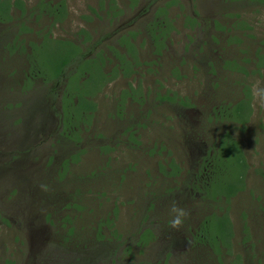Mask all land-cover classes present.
<instances>
[{
	"label": "rangeland",
	"instance_id": "obj_1",
	"mask_svg": "<svg viewBox=\"0 0 264 264\" xmlns=\"http://www.w3.org/2000/svg\"><path fill=\"white\" fill-rule=\"evenodd\" d=\"M22 1L30 10L41 3ZM115 1L66 0L63 21L47 13L39 19L29 15L26 24L33 31L26 34L17 27L19 10L13 21L0 22V264H264V65L258 67L264 1L174 0L168 9L174 29L160 57L146 23L172 0ZM187 16L199 24L187 26ZM138 29L141 63L125 74L131 57L120 42L128 39L118 42L116 36ZM17 34L27 49L29 40L35 42V59L43 64L57 62L62 39L85 41L82 47L101 39L83 84L88 92L101 83L92 79L99 75L92 63L100 67L106 54L103 72L111 78L123 62L124 70L91 97L97 108L78 145L60 135V97L48 98L40 78L33 87L23 82L28 61L11 53ZM33 70L39 69L33 64ZM82 76L80 69L70 88ZM247 92L252 114L241 124L231 119L232 105L248 98ZM166 94L176 100H162ZM224 139L229 148L220 149ZM74 149L82 152L71 160ZM212 150L227 162L232 156L231 164L222 165L220 185L210 190L217 200L198 201L188 196L186 176ZM236 156H245V179ZM239 188L230 198V190ZM173 202L193 216L179 230L168 223ZM214 212L212 236L221 225L225 241L219 253L187 245L193 227ZM147 227L154 239L140 245L139 232Z\"/></svg>",
	"mask_w": 264,
	"mask_h": 264
},
{
	"label": "trees",
	"instance_id": "obj_2",
	"mask_svg": "<svg viewBox=\"0 0 264 264\" xmlns=\"http://www.w3.org/2000/svg\"><path fill=\"white\" fill-rule=\"evenodd\" d=\"M114 3H116L115 0H111ZM264 1V0H259ZM175 1H168L163 6H160L157 10V13L153 16V18L146 23V34L151 39L152 47H153V53L157 57H160L164 55V51L166 50L167 46V40L170 36V33L174 29V25L172 20H170L168 15V9L171 7L172 3ZM114 5V4H113ZM15 10L20 11V19L22 20L19 24H17V27L19 29V32L21 34H26L27 32L33 31L32 28L28 27L26 24V21L28 20L29 15H33L36 19L41 18L43 15L50 14L54 16L55 22H61L66 17L67 12V3L66 0H59L55 4L47 3L41 0V3L35 7H33L31 10L25 6L24 2L22 0H0V22H10L14 20V14L13 12ZM34 13V14H33ZM121 13V10H117L114 12L115 16H118ZM26 19V20H25ZM187 21L189 22L186 24L187 26L191 28H195L199 21L194 16H187ZM244 26V25H243ZM220 27V26H219ZM246 27V26H245ZM140 33V29L138 30H129L126 34H121L119 36H116L117 41H121V38L124 36L128 39L124 47L126 48L128 54H130V67L127 70H124L122 68L123 62L120 61L119 65L116 66V68L113 69V75L116 77L117 70L123 69L125 74H130L134 67L137 65H140V59H139V52L137 50V44L136 39L137 36ZM142 33V31H141ZM87 40L89 37H86ZM110 38V37H108ZM105 38V39H108ZM18 39V40H17ZM17 40V41H16ZM237 40H240L237 38ZM27 40H23L21 36L18 34L15 36V44H12L11 53L13 56L16 54L21 58L22 63L25 61H28V72H24L23 74L27 77L23 79V82L27 87H33L34 85V79L40 78L43 80V83L45 85H48V91H47V97L49 98H55V101L60 97V105L59 107H56L57 110L60 108L59 118H60V124L59 127L61 128L60 135L61 137H64L65 143H69V141L72 142V144H77L78 141L81 140L80 133L83 129L86 128V124H90V118L92 117V114L96 111L97 104L91 99L92 96H95L106 84L111 82L114 77L108 78L107 74L103 72V67L105 66V61L108 62V56L105 54V61L102 62V65L99 67L96 64L92 63V71H96L99 75H95L92 77L96 81V83H100V87H97L95 91L88 92V88H84L83 84H85L84 80L90 77V67L92 62V57L94 53V49L97 48V45L101 43L100 41L94 42L91 46H85L82 47V45L85 43V41L76 42L74 40L69 39H62V41H59L61 45H64L65 47L60 48L56 45V47L59 48L60 54L57 59V62L51 63L47 62L46 64L41 63L37 59H35V49L33 47V44H35L34 41L29 40L28 45H30V49H27V46L25 45V42ZM10 44H8V47ZM110 49L114 50V53H117L118 56H122L127 58V55H122L118 52V50L114 46H109ZM104 51V50H101ZM99 52V51H98ZM116 55V56H117ZM119 60L120 58L117 57ZM260 61L258 64V67L261 65H264V55L259 57ZM121 60V59H120ZM36 63H35V62ZM230 63H233L235 65H238V62L235 60L230 61ZM33 64L34 66L38 67V71L33 70ZM94 65V67H93ZM75 67V68H74ZM238 68V67H237ZM83 70V76L81 78L77 79V84L72 85L70 88V83L72 82V79L76 78V73L79 70ZM89 69V70H88ZM87 70V71H86ZM174 70L177 71L176 66L174 67ZM88 72V73H87ZM212 72H214L212 70ZM99 78L101 80H99ZM213 86L215 88H219V83L214 82ZM94 89V88H93ZM248 98H242L239 100L234 106L235 109V116L231 119L239 122L241 124H245L249 119L250 115L252 114V106H251V98L252 96L248 94ZM130 97V96H129ZM131 98V97H130ZM140 99H143L144 96L141 95L139 97ZM162 100H176L174 95L170 96L169 94L161 96ZM139 99H137L138 101ZM180 99H177V101ZM176 101V103H177ZM180 102L183 105H189V102L186 99L180 100ZM57 102H55L56 104ZM217 117V115H216ZM218 120V119H217ZM58 127V128H59ZM226 135V134H225ZM131 139L135 142H139V140L131 134ZM224 136V135H223ZM222 138V137H221ZM221 141V140H220ZM80 142V141H79ZM206 143V142H205ZM220 145V143H219ZM222 145H220L221 148H229L228 147V141H223ZM79 147V146H78ZM75 151V149L73 150ZM71 152V160L77 159L78 156H80L82 150H76L75 152ZM216 150L207 151L206 155L201 158V161L198 163L197 168L194 170L193 173H189V176H186L189 180L188 186H186V190L190 188L192 191L189 192L188 196L190 197L192 194L197 196V200H200V197L207 198V201H211V193L213 191H210L211 188H213L214 185H220V180L218 179V175L220 173V169L224 170L225 168L222 167L225 166L224 163H230L232 156H227L230 162H227L223 158H219L218 156H215ZM237 162H239V165H242L243 167V174H239L240 179H245V172L247 170V164L245 160V156H236L235 157ZM70 159H65L63 168L66 170L68 167V162ZM179 169H176L178 171ZM177 174L176 172H173ZM193 188V189H192ZM244 188V187H243ZM243 188H239L237 191L230 190V198L237 194L240 191H243ZM196 189V191L194 190ZM172 192V191H170ZM209 193V194H208ZM172 196V195H167ZM229 198V199H230ZM214 201L217 200V198L213 199ZM199 202H197L198 204ZM207 208L205 205L204 209ZM203 209V208H200ZM197 212V210H196ZM215 214H206L204 218L201 220V223H199L198 229L193 227V234L191 239L185 238V241L188 242L187 245H190L192 248H202L209 247L213 250L217 251L219 253L220 245L225 243L224 239L221 237L222 230L221 225H219V229L215 236H212V232L214 231V227L212 226L210 222L211 215ZM228 213H224L223 215H226ZM193 216H190L192 218ZM191 220L189 221V223ZM208 227L210 228L208 230ZM219 232V233H218ZM217 234L219 236V239L217 240ZM233 234V233H232ZM154 232L151 228L147 227L143 231L139 232V244L142 245L144 242H148L152 239H154ZM232 237V236H231ZM221 240V241H220ZM175 244V242L173 243ZM186 244V243H185ZM224 245V244H223ZM228 246L230 245L227 244ZM130 249V248H129ZM208 253L207 251H205ZM92 262V260H90Z\"/></svg>",
	"mask_w": 264,
	"mask_h": 264
},
{
	"label": "clouds",
	"instance_id": "obj_3",
	"mask_svg": "<svg viewBox=\"0 0 264 264\" xmlns=\"http://www.w3.org/2000/svg\"><path fill=\"white\" fill-rule=\"evenodd\" d=\"M255 90H254V95H255ZM44 188V190H47V186L44 185L42 186ZM169 213H170V220H169V226L173 229H181L187 218L190 216V212L188 209H186L185 207L180 206L178 203L173 202L170 209H169Z\"/></svg>",
	"mask_w": 264,
	"mask_h": 264
},
{
	"label": "flooded vegetation",
	"instance_id": "obj_4",
	"mask_svg": "<svg viewBox=\"0 0 264 264\" xmlns=\"http://www.w3.org/2000/svg\"><path fill=\"white\" fill-rule=\"evenodd\" d=\"M206 256H208V255H206ZM206 256H205V258H206L205 262H206V261H209V260H208L209 258H207ZM202 261H203V260H202Z\"/></svg>",
	"mask_w": 264,
	"mask_h": 264
}]
</instances>
